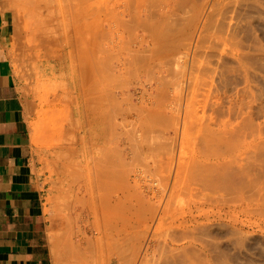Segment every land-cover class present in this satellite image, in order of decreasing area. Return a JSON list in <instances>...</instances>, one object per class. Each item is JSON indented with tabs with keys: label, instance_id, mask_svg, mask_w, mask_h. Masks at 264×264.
Listing matches in <instances>:
<instances>
[{
	"label": "rangeland",
	"instance_id": "1",
	"mask_svg": "<svg viewBox=\"0 0 264 264\" xmlns=\"http://www.w3.org/2000/svg\"><path fill=\"white\" fill-rule=\"evenodd\" d=\"M27 6L58 264H264V0Z\"/></svg>",
	"mask_w": 264,
	"mask_h": 264
},
{
	"label": "crops",
	"instance_id": "2",
	"mask_svg": "<svg viewBox=\"0 0 264 264\" xmlns=\"http://www.w3.org/2000/svg\"><path fill=\"white\" fill-rule=\"evenodd\" d=\"M30 1L0 0V264H58L50 182L36 144V105L12 53ZM63 257L68 264L67 253Z\"/></svg>",
	"mask_w": 264,
	"mask_h": 264
},
{
	"label": "bare ground",
	"instance_id": "3",
	"mask_svg": "<svg viewBox=\"0 0 264 264\" xmlns=\"http://www.w3.org/2000/svg\"><path fill=\"white\" fill-rule=\"evenodd\" d=\"M139 1H140V0H139ZM129 2H130V1H129ZM122 3H123V2H122ZM122 6H123V4H122ZM148 7H149V6H148ZM127 8H128V7H127ZM132 8H133V7H132ZM138 8H139V7H138ZM116 9H117V7H116ZM134 11H135V10H134ZM120 12H121V11H120ZM154 13H155V12H154ZM135 14H136V13H135ZM153 16H154V15H153ZM144 17H145V16H144ZM147 17H148V16H147ZM152 18H153V17H152ZM180 19H181V18H180ZM144 21H145V20H144ZM146 21H147V20H146ZM151 22H152V21H151ZM134 24H135V23H134ZM146 25H147V24H146ZM150 25H151V24H150ZM144 26H145V25H144ZM158 34H159V33H158ZM75 38H76V37H75ZM69 42H70V40H69ZM71 42H72V41H71ZM71 48H72V46H71ZM116 48H117V47H116ZM57 50H58V49H57ZM72 50H73V48H72ZM135 53H136V52H135ZM82 58H83V57H82ZM146 58H147V56H146ZM83 59H84V58H83ZM84 67H86V66H84ZM80 68H81V67H80ZM82 69H83V68H82ZM85 69H86V68H85ZM87 70H88V69H87ZM87 70H86V71H87ZM82 72H83V71H82ZM88 73H89V72H88ZM83 75H84V74H83ZM87 75H88V74H87ZM84 76H85V75H84ZM85 78H87V76L84 77V80H85V83H86V79H85ZM95 78H96V77H95ZM87 79H88V78H87ZM90 80H91V78H90ZM90 80H89V81H90ZM87 81H88V80H87ZM92 85H93V84H92ZM87 86H88V85H87ZM93 86H94V85H93ZM89 87H90V86H89ZM87 90H88V89H87ZM90 92H91V91H90ZM90 92H89V93H90ZM92 96H93V95H92ZM113 109H114V108H113ZM141 111H142V110H141ZM111 113H112V112H111ZM113 113H114V112H113ZM142 114H143V113H142ZM151 115H152V114H151ZM112 116H113V114H112ZM139 116H140V115H139ZM212 118H213V117H212ZM212 121H213V120H212ZM130 122H131V121H130ZM134 122H135V121H134ZM145 123H146V122H145ZM120 125H121V124H120ZM140 125H141V124H140ZM147 125H148V124H147ZM127 127H128V126H127ZM147 132H148V131H147ZM237 135H238V133H237ZM145 136H146V135H145ZM236 140H237V138H236ZM224 144H225V143H224ZM257 152H258V151H257ZM117 158H118V157H117ZM109 159H110V158H109ZM249 159H251V158H249ZM110 161H111V160H110ZM120 161H121V160H120ZM249 161H250V160H249ZM249 161H248V162H249ZM256 161H257V160H256ZM114 162H115V161H114ZM245 162H246V161H245ZM250 162H251V161H250ZM261 162H262V161H261ZM261 162H260V163H261ZM256 163H257V162H256ZM114 164H115V163H114ZM123 164H124V163H123ZM241 165H242V164H241ZM250 165H251V164H250ZM254 165H255V164H254ZM260 165H261V164H260ZM263 165H264V164H263ZM200 166H201V165H200ZM245 166H246V165H244V167H245ZM255 166H256V165H255ZM255 166H254V167H255ZM257 166H258V165H257ZM115 167H116V166H115ZM195 167H197V166H195ZM202 167H203V166H202ZM244 167H243V169H244ZM100 168H101V167H100ZM190 168H191V167H190ZM252 168H253V166H251V169H252ZM257 168H258V167H257ZM192 169H193V168H192ZM192 169H191V171H192ZM243 169H242V170H243ZM101 170H102V168H101ZM197 170H198V169H197ZM237 170H238V169H237ZM240 170H241V169H240ZM260 170H261V169H260ZM102 171H103V170H102ZM121 171H122V170H121ZM193 171H194V169H193ZM193 171H192V172H193ZM233 171H234V170H233ZM248 171L250 172V170H247V169H246V172H248ZM251 171H252V170H251ZM254 171H256V170H254ZM117 172H118V171H117ZM237 172H239V171H237ZM241 172H242V171H241ZM244 172H245V171H244ZM244 172L242 173V175H244ZM249 172H248V173H249ZM99 173H100V172H99ZM207 173H208V172H207ZM222 173H223V172H222ZM248 173H247V174H248ZM253 173H254V172H253ZM253 173H252V174H253ZM255 173H257V171H256ZM189 174H190V173H189ZM191 174H192V173H191ZM195 174H196V173H195ZM232 174H233V173H232ZM249 174H250V173H249ZM257 174H258V173H257ZM257 174H256V175H257ZM205 175H206V174H205ZM225 175H226V174H225ZM254 175H255V174H254ZM260 175H261V173H260ZM219 176H221V175H219ZM250 176H251V174H250ZM190 177H191V176H190ZM207 177H209V176H207ZM217 177H218V176H217ZM223 177H224V175H223ZM227 177H228V176H227ZM251 177H252V176H251ZM105 178H107V177H105ZM108 178H109V177H108ZM199 178H201V177L199 176ZM221 178H222V177H221ZM221 178L218 177V179H221ZM229 178H230V177H228V179H229ZM231 178H232V177H231ZM194 179H195V178H194ZM209 179L211 180V178H209ZM215 179H216V178L213 177L211 181H214ZM218 179H217V181H218ZM228 179H227L226 181H229ZM255 179H256V178H255ZM255 179L251 178L248 184H249L250 186H251V185H256V184H258V183L255 182V181H256ZM258 179H260V178H258ZM115 180H116V179H115ZM190 180H191V179H190ZM222 180H223V179H222ZM105 181H106V180H105ZM107 181H108V180H107ZM112 181H113V180H112ZM192 181H193V180H192ZM215 181H216V180H215ZM220 181H221V180H220ZM220 181H219V182H220ZM223 181H224V180H223ZM113 182H114V181H113ZM180 182H181V181H180ZM231 182H232V181H231ZM245 182H246V181L244 180L243 183L245 184ZM100 183H101V182H100ZM103 183H104V182H103ZM106 183H107V182H106ZM208 183H209V181H208ZM208 183H207V184H208ZM221 183H222V182H221ZM228 183H229V182H228ZM181 184H182V182H181ZM231 184L233 185V183H230V185H231ZM248 184H247V185H248ZM101 185H102V184H101ZM224 185H226V187H227V186L230 187V185H228L226 182H225ZM232 185H231V186H232ZM235 185H236V184H235V182H234V186H232L233 189H236ZM237 185H238V184H237ZM178 186H179V185H178ZM216 186H217V185H216ZM256 186H257V185H256ZM262 186H263L262 189H264V185H262ZM217 187H218V186H217ZM253 187H255V186H253ZM175 188H176V187H175ZM246 188H247V187H246ZM256 188H258V186H257ZM112 189H113V188H112ZM178 189H179V188H178ZM204 189H205V188H204ZM258 189H259V191L261 190L260 187H259ZM104 190H105V189H104ZM107 190H108V189H107ZM109 190H110V189H109ZM238 190H239V189H238ZM252 190H253V189H252ZM198 191H199V190H198ZM239 191H240V190H239ZM239 191H237V192L239 193ZM257 191H258V190H257ZM142 192H143V191H142ZM139 193H140V192H139ZM243 193H244V192H243ZM243 193H242V194H243ZM260 193H264V192L261 190ZM110 194H111V193H110ZM142 194H143V193H142ZM242 194L239 193V195H242ZM137 195H138V194H137ZM204 195H205V193H204ZM239 195H238V196H239ZM103 196H104V195H103ZM139 196H141V195L139 194ZM243 196H244V195H243ZM107 197H108V196H107ZM239 197H241V196H239ZM104 198H105V197H104ZM104 198H103V199H104ZM107 199H109V198H107ZM126 199H127V198H126ZM126 199H125V200H126ZM141 199H142V198H141ZM109 200H110V199H109ZM136 200H137V198H136ZM102 201H103V200H102ZM144 201H145V199H144ZM144 201H143V202H144ZM109 202H110V201H109ZM119 202H120V201H119ZM145 202H146V201H145ZM110 203H111V202H110ZM147 203H148V202H147ZM117 204H118V203H117ZM128 204H129V203H128ZM137 204H138V202H137ZM105 205H106V204H105ZM122 205H124V203H123ZM130 205H131V204H130ZM130 205H129V206H130ZM139 205H140V204H139ZM148 205H149V204H148ZM140 206H141V205H140ZM117 207H118V206H117ZM138 207H139V206H138ZM97 208H98V207H97ZM127 209H128V208H127ZM139 209H140V207H139ZM119 210H120V209H119ZM141 210H142V208H141ZM143 210H144V209H143ZM136 211H137V210H136ZM128 212H129V211H128ZM139 212H141V211L138 210V214H139ZM144 212H145V211H144ZM131 214H132V212H131ZM105 221H106V220H104V222H105ZM108 224H109V223H108ZM105 226H106V225H105ZM128 246H129V245H128ZM102 263H103V262H102Z\"/></svg>",
	"mask_w": 264,
	"mask_h": 264
}]
</instances>
